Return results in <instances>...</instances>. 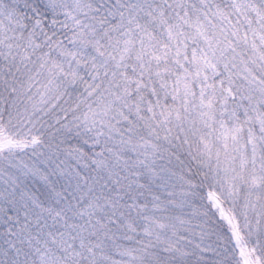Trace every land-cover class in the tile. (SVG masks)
Here are the masks:
<instances>
[{"label": "snow or ice", "instance_id": "1", "mask_svg": "<svg viewBox=\"0 0 264 264\" xmlns=\"http://www.w3.org/2000/svg\"><path fill=\"white\" fill-rule=\"evenodd\" d=\"M0 264H264V0H0Z\"/></svg>", "mask_w": 264, "mask_h": 264}]
</instances>
